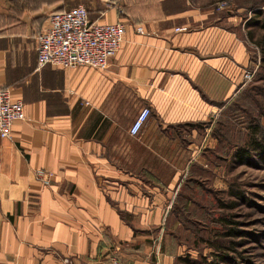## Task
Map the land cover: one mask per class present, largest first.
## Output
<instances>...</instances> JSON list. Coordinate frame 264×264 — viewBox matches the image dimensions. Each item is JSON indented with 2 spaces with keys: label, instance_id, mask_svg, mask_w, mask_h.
<instances>
[{
  "label": "crops",
  "instance_id": "crops-1",
  "mask_svg": "<svg viewBox=\"0 0 264 264\" xmlns=\"http://www.w3.org/2000/svg\"><path fill=\"white\" fill-rule=\"evenodd\" d=\"M77 4L91 20L125 22L119 49L104 69L37 67L36 32ZM207 5L0 0V87L24 103L0 137V264H101L113 252L125 264H183L166 221L186 182L198 184L187 171L216 146V119L251 62Z\"/></svg>",
  "mask_w": 264,
  "mask_h": 264
},
{
  "label": "rangeland",
  "instance_id": "rangeland-1",
  "mask_svg": "<svg viewBox=\"0 0 264 264\" xmlns=\"http://www.w3.org/2000/svg\"><path fill=\"white\" fill-rule=\"evenodd\" d=\"M193 1L208 4L212 16H220L218 23L244 43L254 76L242 82L232 105L217 117L226 145L222 141L220 148H214L217 156L209 150L198 153L195 162L199 166L187 171L200 180L201 187L186 182L182 215L169 216L166 221L168 238L183 245L178 259L183 264H264V163L258 159L250 164L232 161L229 168L222 157L225 147L228 154L247 144L252 126L264 125V0ZM223 1L224 7L217 8ZM217 255L221 257L212 262Z\"/></svg>",
  "mask_w": 264,
  "mask_h": 264
},
{
  "label": "built area",
  "instance_id": "built-area-1",
  "mask_svg": "<svg viewBox=\"0 0 264 264\" xmlns=\"http://www.w3.org/2000/svg\"><path fill=\"white\" fill-rule=\"evenodd\" d=\"M225 2L217 3L223 8ZM120 14L124 11L118 8ZM186 26H177L175 31H185ZM126 31V24L118 19L113 22L91 20L87 8L77 4L71 8L52 11L47 16V25L35 34L36 64L61 67L86 65L104 69L119 49ZM136 31L144 33L142 26ZM254 70L247 68L242 73V82H249ZM150 114V108L139 109L128 127L130 135H137ZM215 115L217 113H214ZM24 117V103L14 99L8 86L0 87V137H10L14 121ZM40 179L47 181L51 175L43 169L36 170ZM101 264H125L120 256L113 252L109 260Z\"/></svg>",
  "mask_w": 264,
  "mask_h": 264
},
{
  "label": "trees",
  "instance_id": "trees-1",
  "mask_svg": "<svg viewBox=\"0 0 264 264\" xmlns=\"http://www.w3.org/2000/svg\"><path fill=\"white\" fill-rule=\"evenodd\" d=\"M60 10H63V9H60ZM232 103H233V98L224 106V108H223L224 111L229 109V107L232 105ZM225 126H226V124H225ZM212 133L217 138L216 140H218L216 143V146L214 148H216L217 146L219 147V145L222 141H224V143H225L224 145H226L227 137H226L224 131L218 128L217 119L215 122V126L212 129ZM214 148H212L210 150L211 153L216 151ZM224 151H225L224 156H222L223 160L226 159V162L224 165H226L229 168H230V166L231 167L233 166L232 161H235V163H238V164H243V163L250 164L255 159H258L259 162L264 163V125L261 126L259 124H255L254 126H252L251 136L249 137L247 144H243L242 146H237L235 148V150L234 149L231 150L228 154L226 152V147H225ZM217 155H218V153H215V156H217ZM227 155H229V157H227ZM195 181H196V178H195ZM197 183H198L199 189H200V187H201L200 186L201 185L200 180H197ZM233 193L235 195H238L237 192H233ZM186 199L187 198L184 195L180 198V201L177 204L178 207L174 210V214H176V216L177 215L179 216L182 213ZM195 203H197V202H195ZM179 211H181V213ZM185 217H186V215H185ZM232 229L233 228H230V232L232 231ZM220 257L221 256H218V255L215 256V258H214L215 260L212 262H216L217 259ZM180 258H181V256L178 259H180Z\"/></svg>",
  "mask_w": 264,
  "mask_h": 264
}]
</instances>
